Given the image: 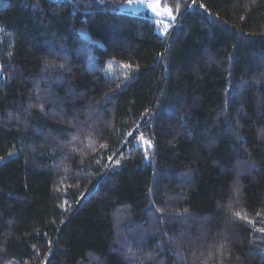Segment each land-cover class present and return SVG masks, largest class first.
Returning <instances> with one entry per match:
<instances>
[{"label":"trees","instance_id":"obj_1","mask_svg":"<svg viewBox=\"0 0 264 264\" xmlns=\"http://www.w3.org/2000/svg\"><path fill=\"white\" fill-rule=\"evenodd\" d=\"M127 2L0 0V264H264V0Z\"/></svg>","mask_w":264,"mask_h":264},{"label":"rangeland","instance_id":"obj_2","mask_svg":"<svg viewBox=\"0 0 264 264\" xmlns=\"http://www.w3.org/2000/svg\"><path fill=\"white\" fill-rule=\"evenodd\" d=\"M148 3H152L153 7H156L157 13L152 12V10L148 7ZM168 9L169 6L163 4L162 0H159L158 4L157 0H146L144 4L136 3L133 5H129L127 2L121 5L118 8L117 12L133 15H147L156 23L157 32L163 37H168L176 26V22L179 16L178 12H176L172 8V12L170 14L168 12ZM172 15L175 16L174 21L171 19Z\"/></svg>","mask_w":264,"mask_h":264},{"label":"snow or ice","instance_id":"obj_3","mask_svg":"<svg viewBox=\"0 0 264 264\" xmlns=\"http://www.w3.org/2000/svg\"><path fill=\"white\" fill-rule=\"evenodd\" d=\"M145 2H146V0H128V4L129 5H133V4H136V3L144 4ZM158 3H159V0H157V4ZM148 7L152 10L153 13H157V9H156V7H153L152 3H148ZM201 7H203V5H201ZM168 12L171 14V12H172L171 7H169ZM171 19L174 21L175 20V16L172 15ZM165 34H166V32H165ZM122 66L125 67V68H131L132 67L131 65H122ZM129 135H131V133H129ZM133 139L135 140V137ZM139 140L142 141L144 145H147L148 147H151L150 140L146 139L142 135V133L139 135ZM145 151H147V148L145 149ZM109 159H111V158H109ZM237 215H239V214H237ZM261 231H264V229H261Z\"/></svg>","mask_w":264,"mask_h":264}]
</instances>
